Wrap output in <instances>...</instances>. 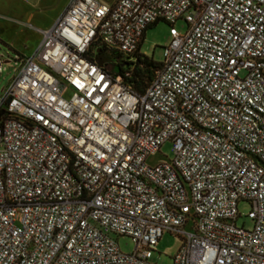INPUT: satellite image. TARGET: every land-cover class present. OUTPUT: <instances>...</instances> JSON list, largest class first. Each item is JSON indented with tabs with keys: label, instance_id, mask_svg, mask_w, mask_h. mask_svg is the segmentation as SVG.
Instances as JSON below:
<instances>
[{
	"label": "built area",
	"instance_id": "2783aa9c",
	"mask_svg": "<svg viewBox=\"0 0 264 264\" xmlns=\"http://www.w3.org/2000/svg\"><path fill=\"white\" fill-rule=\"evenodd\" d=\"M180 17L137 91L115 64ZM15 59L0 96V264H154L165 232L181 240L173 264H264V0H70ZM167 141L173 159L148 164Z\"/></svg>",
	"mask_w": 264,
	"mask_h": 264
},
{
	"label": "rangeland",
	"instance_id": "374dc122",
	"mask_svg": "<svg viewBox=\"0 0 264 264\" xmlns=\"http://www.w3.org/2000/svg\"><path fill=\"white\" fill-rule=\"evenodd\" d=\"M68 0H42V4L36 8L38 15H54L63 6L66 5ZM41 9L43 11H41ZM174 27L179 33H183L187 29V22L184 18L180 17L175 20L171 25L165 20H160L149 27L146 28L143 40L140 46V52L153 59L156 62H160L164 59V48L170 42V28ZM11 27H9V22L0 15V37L8 39L9 42L11 38L14 40V44L21 46L24 42L22 38L24 35L8 36L12 33ZM8 52L11 56L10 61L7 55L2 52ZM14 52L8 50V48L0 42V96L3 95L4 89L9 83V79L14 75L15 68L18 66V61L16 59ZM173 159V148L171 142L167 141L163 143L155 154L149 156L147 163L150 165L157 164L160 162L170 161ZM250 210V205L247 202H240L237 207L238 217L236 220V225L238 227H243L244 229H251L253 227V221L247 217V213ZM188 230V227H186ZM117 241L119 249L122 253H131L134 249V244L130 237L128 236H116L112 235ZM181 244V240L178 236L170 234L168 232L163 233L160 240L158 241L155 251L151 253L150 262L154 264H173L172 257L178 250Z\"/></svg>",
	"mask_w": 264,
	"mask_h": 264
},
{
	"label": "crops",
	"instance_id": "0c3cea01",
	"mask_svg": "<svg viewBox=\"0 0 264 264\" xmlns=\"http://www.w3.org/2000/svg\"><path fill=\"white\" fill-rule=\"evenodd\" d=\"M69 1L56 14L51 16L36 13L38 11L36 8L42 4V0H0V15L9 22V27L12 29V33L8 36L11 38V36L21 35L22 33L24 43L17 46L14 44L13 38L9 42L8 39L1 37L0 42L8 50L14 52L16 57L31 54L41 39V30L52 25ZM41 11L43 10L41 9ZM2 53H5L8 59L11 58L7 51Z\"/></svg>",
	"mask_w": 264,
	"mask_h": 264
},
{
	"label": "trees",
	"instance_id": "16d2710c",
	"mask_svg": "<svg viewBox=\"0 0 264 264\" xmlns=\"http://www.w3.org/2000/svg\"><path fill=\"white\" fill-rule=\"evenodd\" d=\"M99 60L103 59L102 55L98 56ZM160 62H156L145 55L137 56L136 61L130 66L129 62L126 65H121V62L115 64V71L122 73L128 71L127 75H123L125 81L130 83L137 91L143 92L154 74Z\"/></svg>",
	"mask_w": 264,
	"mask_h": 264
}]
</instances>
